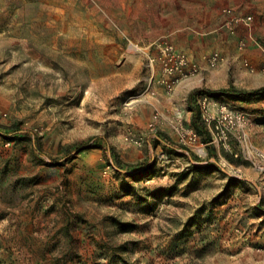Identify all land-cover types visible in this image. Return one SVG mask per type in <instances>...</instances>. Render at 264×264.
Here are the masks:
<instances>
[{
  "label": "rangeland",
  "instance_id": "374dc122",
  "mask_svg": "<svg viewBox=\"0 0 264 264\" xmlns=\"http://www.w3.org/2000/svg\"><path fill=\"white\" fill-rule=\"evenodd\" d=\"M210 72L264 85V0H0V264H264V96L205 139Z\"/></svg>",
  "mask_w": 264,
  "mask_h": 264
},
{
  "label": "trees",
  "instance_id": "16d2710c",
  "mask_svg": "<svg viewBox=\"0 0 264 264\" xmlns=\"http://www.w3.org/2000/svg\"><path fill=\"white\" fill-rule=\"evenodd\" d=\"M201 94H208L209 96H233L236 98H244V97H251V96H264V85L253 90H243L238 89L233 86L229 87H222L218 89H211V88H194L188 96V100L190 103V109L193 111V126L196 131L202 135L205 139H209L211 135L210 128L208 124L205 122L202 116V111L200 106L197 103L198 96ZM17 124L10 126V128H16ZM3 129L0 125V131ZM98 146H101L98 144ZM213 153V152H212Z\"/></svg>",
  "mask_w": 264,
  "mask_h": 264
},
{
  "label": "built area",
  "instance_id": "2783aa9c",
  "mask_svg": "<svg viewBox=\"0 0 264 264\" xmlns=\"http://www.w3.org/2000/svg\"><path fill=\"white\" fill-rule=\"evenodd\" d=\"M251 17L248 16L246 17V20H250ZM166 44V43H164ZM173 45H169L168 43L165 45V49L168 50V51H173ZM173 53V57H175V59L177 60V64L175 66H172L170 69H169V73L170 74H173L174 71L175 72H178L179 75L181 74L182 76H186L187 74L185 73V67H187L188 65V58L186 56L185 53H181V52H172ZM220 61V54L218 52L216 53H213L211 54L209 57H208V62L212 65V66H215L218 62ZM193 69L196 70V65H193L192 67ZM180 78H177V79H174V80H171L169 82V88L170 89H173V86L174 84L179 81ZM204 118L205 120L208 122V123H211L212 122V119L211 117H207L205 114H204ZM218 126V125H217ZM194 135H197V133H194Z\"/></svg>",
  "mask_w": 264,
  "mask_h": 264
},
{
  "label": "crops",
  "instance_id": "0c3cea01",
  "mask_svg": "<svg viewBox=\"0 0 264 264\" xmlns=\"http://www.w3.org/2000/svg\"><path fill=\"white\" fill-rule=\"evenodd\" d=\"M202 74H197V75H192L189 78H186L183 82L184 85L183 86H178L176 88V92H179V90H183L186 89L187 91V95L194 89V88H198V87H202V83L199 84H194V82H202L203 79L206 80V83H204L205 85H208L209 82L214 83L215 80H220V75H218V73H214V72H210L207 73L205 75ZM201 76V77H200ZM181 85V84H180Z\"/></svg>",
  "mask_w": 264,
  "mask_h": 264
}]
</instances>
